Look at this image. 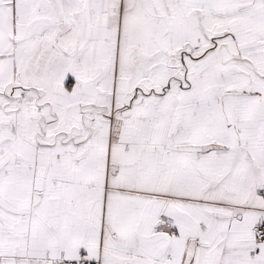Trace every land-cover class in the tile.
<instances>
[{
    "label": "snow or ice",
    "instance_id": "6c2138e0",
    "mask_svg": "<svg viewBox=\"0 0 264 264\" xmlns=\"http://www.w3.org/2000/svg\"><path fill=\"white\" fill-rule=\"evenodd\" d=\"M0 264H264V0H0Z\"/></svg>",
    "mask_w": 264,
    "mask_h": 264
}]
</instances>
